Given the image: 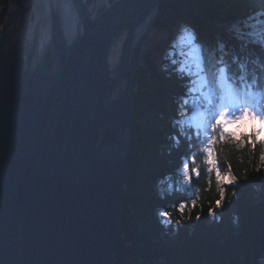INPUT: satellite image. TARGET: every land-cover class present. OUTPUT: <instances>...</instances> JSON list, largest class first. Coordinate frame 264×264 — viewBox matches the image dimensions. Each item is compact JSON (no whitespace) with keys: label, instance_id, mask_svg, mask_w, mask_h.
<instances>
[{"label":"water","instance_id":"water-1","mask_svg":"<svg viewBox=\"0 0 264 264\" xmlns=\"http://www.w3.org/2000/svg\"><path fill=\"white\" fill-rule=\"evenodd\" d=\"M162 0H13L0 33V264H113L135 145L120 88ZM250 264H264L254 257Z\"/></svg>","mask_w":264,"mask_h":264},{"label":"trees","instance_id":"trees-1","mask_svg":"<svg viewBox=\"0 0 264 264\" xmlns=\"http://www.w3.org/2000/svg\"><path fill=\"white\" fill-rule=\"evenodd\" d=\"M12 1L0 0V27ZM168 1L170 6L166 1L159 3L156 28L177 17L176 11H181L178 5L183 4L189 7L188 15L199 30L203 32L204 27L207 34L215 33L212 38L227 43L229 50L241 54L242 43L254 32L264 40V0ZM202 16L208 18L207 24L202 23ZM246 44L251 49L244 55L261 53L258 45ZM150 68L151 63L144 60L134 78L139 92L131 113L138 123L119 220L127 249L114 256L113 264H250V257L263 258L264 168L256 171L261 150L256 148L253 153L250 148L222 145L218 149L221 171L226 173L230 163L239 185L226 186L223 207L210 214L219 195L211 174L208 180L201 171L199 178L192 177L201 191L193 206L194 196L181 188L178 173L184 147L172 148L166 139L186 77L177 73L181 78L172 81L153 72L154 68L149 72ZM209 181L211 191H206ZM159 209L165 213L167 226L157 220Z\"/></svg>","mask_w":264,"mask_h":264},{"label":"snow or ice","instance_id":"snow-or-ice-1","mask_svg":"<svg viewBox=\"0 0 264 264\" xmlns=\"http://www.w3.org/2000/svg\"><path fill=\"white\" fill-rule=\"evenodd\" d=\"M178 71L181 73L187 72L188 75H199L204 70L197 65L195 72L191 68L184 67H181ZM225 73L226 68L219 70L218 79L222 86L225 83ZM202 82L203 80L201 79L194 83ZM188 91L191 92L193 89L189 88ZM184 102L186 103V101ZM212 103L209 100V104L211 105ZM226 106H230L231 110ZM208 111L209 115L207 120L196 122L194 128L190 127L186 132L182 128H178L172 136V143L177 147L182 144L185 148L180 169V175L182 176V183L184 185H191L192 174H195L197 178L200 177L201 169L196 163V158L198 154L205 155L204 164L207 166V173H214L216 190L219 195V198L215 200L214 205L209 209V213L213 214L216 209L223 207L226 186H231L238 180V177L232 173L230 163L227 164L226 173L221 171V166L216 159L215 146L218 143L231 141L235 143L238 149L250 148L255 153L258 144L264 147V115L250 110L246 105H239L235 94L230 90H226V94L217 111H213L211 108ZM246 122L252 123L251 134H247V128H245V134L242 136H237L236 133L229 131V125H245ZM179 123L183 124L185 122L181 121ZM257 124L259 128L255 127ZM197 149L199 153H197ZM261 168H264V151L259 156L256 171L259 172ZM169 190L171 191V188ZM206 191H211V181H209V187ZM191 202H193V206H196L194 200Z\"/></svg>","mask_w":264,"mask_h":264},{"label":"rangeland","instance_id":"rangeland-1","mask_svg":"<svg viewBox=\"0 0 264 264\" xmlns=\"http://www.w3.org/2000/svg\"><path fill=\"white\" fill-rule=\"evenodd\" d=\"M181 5V4H180ZM180 5H178L179 6V8L181 9V11H185V13H187V14H190V12H189V7L186 5H183L182 4V8H181V6ZM157 9L159 10L160 9V7H159V4L157 5ZM181 11H179V10H177V12L178 13H180ZM0 12H1V8H0ZM181 13H184V12H181ZM159 14H160V11H159ZM152 26V25H151ZM2 27L3 26H1L0 27V33H1V30H2ZM151 28H149V29H147V35L149 34L150 35V32L152 33V32H155L156 30L155 29H152V31L150 30ZM178 31H176L174 34L176 35V33H178V36H174L173 38H172V41H171V43H172V45H173V47L176 49V51L174 52V54H175V56L177 57V61L176 62H178L179 61V57L180 58H182L183 57V60H184V62L183 63H180L178 66H176V68H177V70L178 69H180L181 67H184V68H188L189 66L191 67V69H196V67H195V61H197V60H199L200 59V56H199V54L200 53H203V51H202V49L203 48H201L198 44H196L195 43V41H197V40H199V34H198V32L197 33H195L196 31H194L195 30V27L194 28H192V27H189L188 29H184V30H187L186 32H183V27L182 28H178L177 29ZM200 37H201V35H200ZM149 40H147V42H148ZM149 45H150V48H148L146 51L144 50L145 48H143L142 46H140L139 45V49H138V51H137V53H136V56H135V59H134V61H136L137 62V60L139 61V59H141V57L142 56H147V60H150V61H154V62H156V58H158L159 57V54L157 53L158 51L157 50H153L152 48H151V40H150V42H149ZM177 45H180L179 47L177 46ZM182 46H188V47H192V46H194L195 48L194 49H197V53H196V51L194 50V49H187V48H185V47H182ZM204 48H206V46L204 45L203 46ZM146 52V53H145ZM178 52H182V54H180V53H178ZM163 58V57H162ZM191 59V60H190ZM202 59V58H201ZM143 60L144 59H141V63L143 62ZM193 60V61H192ZM190 61H192V62H190ZM172 62H173V60H172ZM174 63V62H173ZM133 64H134V62H133ZM196 65H197V62H196ZM201 68H202V66H201V64L199 65ZM140 67H141V64H140ZM193 71V70H192ZM180 72V71H179ZM194 72V71H193ZM136 74H137V71H135L134 70V67H133V65H132V67H131V69H130V71H129V73L127 74L128 76H126V78H125V80H124V82L122 83V85H121V88H120V99L122 100L123 99V97H124V94L125 93H127V91H128V87H127V84H128V80H130V76H132L133 75V78H135V76H136ZM134 91H135V94L137 95V93L139 92V90H138V88L136 87V85L134 84ZM131 113V112H130ZM197 114H198V112H197V110L196 109H194V111H193V113H192V116H191V118H189V117H187L186 118V121L188 122V123H191V124H195L196 123V121L195 120H197ZM129 118H130V121H131V123L134 125V127H135V125L138 123L135 119H134V117L132 116V115H129ZM190 119H192V120H190ZM181 121H184L185 122V118H184V116L183 117H180V119H178V123L179 122H181ZM181 124V123H180ZM184 124V123H183ZM246 124L247 125H249V123L248 122H246ZM130 164V163H129ZM181 169V168H180ZM180 169H179V173H180ZM236 225V224H235ZM254 257L255 256H253L252 258L250 257V263L252 262V260L254 259Z\"/></svg>","mask_w":264,"mask_h":264},{"label":"bare ground","instance_id":"bare-ground-1","mask_svg":"<svg viewBox=\"0 0 264 264\" xmlns=\"http://www.w3.org/2000/svg\"><path fill=\"white\" fill-rule=\"evenodd\" d=\"M168 4H169V6L171 5V1H168V0H165ZM177 9V8H176ZM189 17H191L192 18V15H190ZM200 17V16H199ZM176 20H178V18L177 17H175L174 18V21H176ZM154 22V21H153ZM152 22V23H153ZM152 23L150 24V26L149 27H151V25H152ZM202 23L203 24H207L208 23V18L207 17H203L202 16ZM210 24V23H209ZM154 25H158L156 22L154 23ZM166 26V24L165 25H163V27H165ZM149 27H148V29H149ZM170 28H168L167 30H169ZM178 31V30H177ZM172 35L173 36H178V33H176V35L174 34V33H172ZM158 38V35L156 34V33H154V32H150V35L148 34L147 35V31L145 32V34H144V36L142 37V39H141V41H140V46H142L143 48H145L144 50L146 51L148 48H150V45H149V42H150V40H151V42H153V39H157ZM147 40H149L148 42H147ZM153 44L157 47L156 48V50L158 51L157 53L159 54V57L158 58H156L157 60H156V62H153V63H151V66H153V68H154V71H153V68H150V70H149V72H151V71H153V72H155L156 74H163L162 76H164L165 78H167L168 80H172L173 79V77L175 78V79H177V80H179L181 77H180V75H178L173 69H171V68H166V67H164L163 65H162V59H174V57H172V56H170L168 53H167V51L165 52V44L163 45V44H160V43H157V42H153ZM178 47L180 46V45H177ZM151 47H152V45H151ZM182 47H185V48H187L188 50L189 49H194L195 47L194 46H192L191 48L190 47H188V46H182ZM182 53V52H181ZM163 57V58H162ZM141 59H144V60H147V56H142L141 57ZM141 59H139V61L137 60V62L136 61H134V64H133V67H134V70L135 71H137L139 68H140V64L141 65H143V62H144V60H143V62L141 63ZM185 60V59H184ZM184 60H183V57L182 58H180L179 57V62H177L175 65L176 66H178L180 63H183L184 62ZM191 60V59H190ZM241 61H244V62H247L246 60H244V59H240ZM193 61V60H192ZM192 61H190V62H192ZM197 65L195 64V67H196ZM203 68V70L205 71V66H202ZM204 71L203 72H201L200 74H204ZM195 72V71H194ZM128 76V75H127ZM174 80V79H173ZM172 80V81H173ZM133 81H134V78H133ZM134 84L136 85V83H135V81H134ZM182 87L187 91V92H189L188 91V89L190 88L189 86H187L186 84H183L182 85ZM193 88V87H192ZM179 93H181L182 92V90L181 89H179V91H178ZM184 94V93H183ZM128 94L127 93H125L124 94V96H125V99L127 98L126 96H127ZM133 100H132V102L130 103V105H129V107L130 108H132V105H133V103H134V99H135V97H136V94L134 93L133 95ZM130 112H132V110L130 109ZM130 115H132V113H130ZM172 118V117H171ZM178 128H180L179 127V125L176 123V121L174 120V119H172V121H171V134L169 135V133L166 135V139L168 140V141H170V145H171V147L172 148H174L176 145H174L173 143H172V140L170 139V137H172L173 136V134H174V132L178 129ZM225 144H228V142H225ZM177 147V146H176ZM216 147V146H215ZM198 150V149H197ZM184 154H185V148H184V152L180 155V158H179V161H182V158H183V156H184ZM132 156V155H131ZM216 159H217V161H218V155H216ZM196 163H197V159H196ZM163 186H165V184H163ZM186 193H190L192 196H194L193 198H192V200H196V198H198L199 196H201V191H200V189L198 188V187H196V188H190V187H181ZM118 254H120V253H118ZM117 255V254H116Z\"/></svg>","mask_w":264,"mask_h":264}]
</instances>
